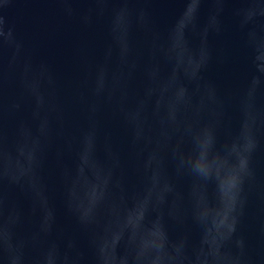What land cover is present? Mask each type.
I'll return each mask as SVG.
<instances>
[{
  "label": "water",
  "instance_id": "water-1",
  "mask_svg": "<svg viewBox=\"0 0 264 264\" xmlns=\"http://www.w3.org/2000/svg\"><path fill=\"white\" fill-rule=\"evenodd\" d=\"M238 2L233 0V4ZM196 3L197 0H190L189 7L185 8V0H154L152 5H147L153 8L156 30L160 34L154 40L150 53L143 33L133 31L129 36L125 18L114 20L115 10L121 7L114 0L100 5L91 0H0V40L13 37L21 46L20 56L11 66L13 50L0 52V138L10 148L21 122L25 124L30 139L46 135L51 130L55 148L60 150L71 168L70 150L74 152L81 146V133L89 127L90 114L97 104L98 89L99 99L103 102V124L119 144L126 145L129 136L114 115V102L108 100L110 91L122 97L124 104L132 110L130 116L138 120L137 131L142 136L153 143L168 136L178 138L179 133L163 118V108L157 110V101H166L170 89L174 91L176 101L182 100L185 93L176 83V70L183 67L185 72L194 74L199 66L200 57L193 49L200 46V40L192 33L185 35ZM232 6H228L223 16L224 31L209 37L213 59L204 72L205 79L213 82L222 95L235 93L252 70V51L243 44L240 32L234 27ZM141 7L145 5H129L133 9ZM208 11L205 2L200 12L201 24L207 22ZM253 14H259L258 10H254ZM114 23L119 43H115L111 35ZM173 24L175 28L168 51L175 61V68L166 83L164 78L168 66L160 62L158 49L163 43L162 34ZM9 30L12 37L8 34ZM150 54L153 57L151 62ZM259 59L264 61V56ZM26 61L33 66L44 65L50 69V82L45 81L42 87L40 79L34 82L35 95H29L20 83V73ZM146 66L147 75L157 87L145 107L142 101ZM257 106L264 110V96L258 98ZM172 111L169 108V116ZM230 115V127L234 132L239 120L234 110L230 111ZM145 116L147 124L144 123ZM189 116L192 114L189 113ZM158 119L162 122L157 123ZM256 135L260 146L251 156V176L246 179L243 188L246 202L240 230L245 241L244 264H264V127L259 128ZM201 144V156L196 164L215 181V187L208 193L209 199L200 208V219L205 225L203 243L212 246L215 236L230 224L228 213L236 170L223 153L217 151L209 156L206 139H202ZM35 148L36 141L33 140L29 146L22 147L10 162L0 159V167L10 163L16 179L32 184L43 203L40 177L31 170ZM89 151L86 145L80 166L70 177L67 191L69 199L85 220L94 219V208L104 195L108 180L106 170L90 159ZM98 155L102 158V153ZM148 166L155 168L151 160L147 162ZM42 175L56 208L59 237L76 239L90 255L87 235L65 210L63 184L50 168L45 169ZM179 187L184 190V182H180ZM196 191L200 194L199 189ZM12 195L26 212L30 211L31 205L26 198L15 191ZM168 195L169 189L163 177L155 170L151 176L143 172L131 175L125 197L105 217V225L113 229L110 240L105 241L102 248L106 264H112L116 244L125 232L132 237L139 236L143 249L163 246L159 209L165 206ZM137 196L140 198L137 199ZM149 207L156 211L149 214ZM34 220L29 215V221ZM168 226L170 234L175 237L178 226L172 222ZM198 238L193 231L192 239ZM154 264L162 262L157 258Z\"/></svg>",
  "mask_w": 264,
  "mask_h": 264
},
{
  "label": "clouds",
  "instance_id": "clouds-1",
  "mask_svg": "<svg viewBox=\"0 0 264 264\" xmlns=\"http://www.w3.org/2000/svg\"><path fill=\"white\" fill-rule=\"evenodd\" d=\"M91 2L100 5L112 0ZM114 2L121 5L114 12V20L125 18L129 36L133 31L143 33L151 53L154 40L160 36L156 30L153 8L147 7L154 0ZM205 2L209 8L208 17L207 22L201 24L200 12ZM130 4H142L145 7L133 9L129 8ZM189 4L190 0H185V8ZM229 5H233L231 14L234 27L240 32L243 44L252 51V70L235 93L222 95L213 82L205 79L204 72L213 59L209 37L224 31L223 16ZM254 10H258L259 14H253ZM174 28L175 24L162 34L163 43L158 49L160 62L168 66V73L164 78L166 83L175 68V61L168 51ZM189 33L200 40V46L193 49L200 57L199 66L194 74L185 72L183 67L176 70V83L185 93L182 100L176 101L174 91L170 89L166 101H157V110L163 108V118L179 133L178 138L168 136L153 143L142 136L137 131L138 120L130 116L132 110L124 104L122 97H117L115 91H110L108 100L114 102V115L129 136L126 145L119 144L103 124V102L99 99V89L96 92V107L89 117V127L81 133V146L74 152L70 150L69 157L73 164L71 168L60 150L55 148L51 130L46 135L30 139L25 124L21 122L10 148L0 138V159L9 162L22 147L36 141L31 170L40 177L43 192L41 203L32 184L27 180L16 179L10 163L0 167V264H106L102 248L105 241L110 240L113 229L105 225V217L125 197L127 184L133 173L143 172L151 176L154 170L163 177L169 189L165 206L159 209L164 244L162 247L143 249L139 236L132 237L125 232L116 244L112 264H154L157 258L162 264H244L245 241L240 230L246 202L243 188L246 179L251 176V156L260 146L257 130L264 127V110L257 106L258 98L264 96V61L259 59L264 56V0H239L235 4L233 0H197L185 28V35ZM8 34L12 37L10 30ZM111 35L113 41L119 43L115 23L111 28ZM7 49L13 50L11 66V63L18 60L21 46L13 37L0 40V52ZM152 59L150 54V62ZM147 67L145 96L142 101L145 107L157 87L147 75ZM37 79H40L41 87L45 81L50 82V69L44 65L33 66L26 61L20 73V83L29 95L36 94L33 85ZM37 106L39 107V103ZM169 108L173 110L171 116ZM232 110L239 120V126L234 132L230 127ZM161 122V119L157 120V123ZM144 123L147 124V116L144 117ZM37 131L39 132V128ZM202 139L207 141L209 156L217 151L223 153L236 170L228 213L230 224L215 236L212 246L203 243L205 225L200 219L201 205L209 199L208 193L215 187L213 177L206 175L196 164L201 156ZM86 145L90 150V159L104 168L108 176L104 195L94 208L92 220H85L67 195L70 177L74 169L80 166ZM99 153H102V158ZM149 160L155 168L146 167ZM48 168L64 186L65 210L87 235L90 255L76 239H61L58 235L56 208L42 175ZM180 182H184V190L180 189ZM197 189L200 194H197ZM14 191L30 202V211L26 212L13 198ZM154 211L156 209L152 207L147 209L149 214ZM29 215L35 218L34 222L29 221ZM169 222L179 228L175 237L169 232ZM193 231L198 234L199 238L196 240L192 239Z\"/></svg>",
  "mask_w": 264,
  "mask_h": 264
}]
</instances>
